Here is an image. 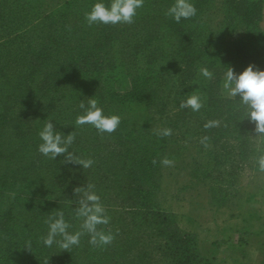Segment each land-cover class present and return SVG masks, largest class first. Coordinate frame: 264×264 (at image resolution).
<instances>
[{"label":"trees","instance_id":"1","mask_svg":"<svg viewBox=\"0 0 264 264\" xmlns=\"http://www.w3.org/2000/svg\"><path fill=\"white\" fill-rule=\"evenodd\" d=\"M36 1L0 0V25L17 26L26 20L32 22L34 14L30 11ZM97 2L108 6L111 0H70L67 4L72 7L79 4L81 9L79 12L84 14ZM190 2L197 9L196 15L190 19L182 18L179 23L165 16L166 10L174 0H144L143 7L137 9L139 15L134 17V21L137 19L140 28V45L146 48V52L142 51L146 66L143 69H136L137 74L132 79V84L126 88L124 96L130 101L144 102L148 106H165L168 94L160 97L158 94L172 92L173 107L169 110L158 108V111L164 114L163 124L165 116L169 121L168 127H162L157 131L182 127L185 141L199 145V152L205 148L201 144V139L204 136L209 137V154L204 161L198 154L190 155L189 163L185 168L193 182L191 187L206 188L210 201L218 205H226L237 195L235 185L242 169L249 168L255 174H263L264 186V173L259 171L255 161V158L264 152V143L256 137L255 125L246 118L239 96L236 99H229L222 94V79L227 69H222V73L217 74L211 61L207 64L213 67L209 70L213 73V78L208 79L205 84V99L202 101L201 109L194 112L191 108H179L183 96L187 94V75L191 73L190 59L194 57L196 51L192 37L205 32V28L199 24L203 15L215 6V0H190ZM22 6L26 8L25 11L16 15L14 12L21 10ZM62 9L61 18L65 19L70 11L66 12V6ZM222 10L224 18H236L247 28L245 37L232 44L234 52L239 55L232 53L229 56L233 62L231 68L239 74L249 64L253 65L251 55L246 52V45L251 33L258 34L255 27L262 19V0H222ZM54 21V18L50 20L44 18L36 21L37 27L24 28L23 33L35 34H30L29 39L23 42L24 46H20V50L13 55L6 57L0 48V80H3L10 71L15 73L0 84L1 88L8 87L10 90L8 97L0 100L2 102L0 131L5 125L16 129L13 130V135L17 139L14 150L18 153H20L17 151L19 148L29 143L25 140L29 134L24 133L25 129L21 125L28 110L32 108L36 111L35 114L41 117L39 119L45 117L41 106L38 110L35 108L38 99L26 103L19 94L28 92L32 96L38 95L47 86L49 77L55 79L60 72V65L54 58V53H59L62 41L55 35L57 30ZM168 48H175L177 53L175 58H180L178 62L181 67L176 70L166 67L163 63H155V59H151L154 53L164 52ZM190 51L193 53L191 54ZM10 56L17 57L18 63L21 60V66L16 68L10 65ZM235 56L236 61L232 58ZM42 62H48L49 65L46 67ZM262 62L264 63V59ZM254 70L261 69L254 68ZM35 77L39 81H36ZM3 94L0 93V98ZM47 106L51 108L53 104L47 103ZM209 121H219V126L205 129L204 125ZM144 128L141 126L137 130L138 138H142L140 145L143 144L135 154L128 156L127 161L130 166L126 165V158L122 153L116 154L117 157L124 158L121 159L123 184L115 185L117 190L121 191L120 195L116 192L115 203L119 208L116 215L110 218L109 225L98 226V229H103L105 232L111 229L115 239L110 245L101 248L90 245L88 243L90 237L87 234L81 237L79 246L71 247L68 252L61 250L55 243L52 247H46L41 242V237L46 236L48 232V226L44 221L55 211H62L66 222L71 225L68 231L76 232L72 225L73 209L77 206L70 200L71 197L64 195L60 202L50 205L36 193L37 185L32 184V179L35 183L40 177L45 189L52 190L56 186H62V192H66L68 186H65L67 183L64 182V178L68 172V163H63L64 159L61 155L52 160L34 151L33 155L29 154L24 160L19 159L21 165L12 169L11 179L6 174L7 171L0 170V264H44L48 258V264H152L154 253L167 258V260L159 259L163 264L208 262L199 258L194 235L183 230L172 213L162 211L153 202L158 187V170L161 169L159 162L164 158V145L167 139L161 138L157 131L147 135ZM30 138L33 140L32 137ZM148 144L150 148H147ZM79 150V147L76 149L69 147V151L76 156ZM9 158V155H3L1 159L9 160ZM154 159L157 161L155 165L152 163ZM9 193H15V196L12 197ZM127 213L131 217L127 218ZM27 241H31V251L24 247ZM128 247H131L128 252H133L129 261L126 257Z\"/></svg>","mask_w":264,"mask_h":264},{"label":"rangeland","instance_id":"2","mask_svg":"<svg viewBox=\"0 0 264 264\" xmlns=\"http://www.w3.org/2000/svg\"><path fill=\"white\" fill-rule=\"evenodd\" d=\"M67 2L70 0H37L30 11L34 14L32 22L26 20L17 26L0 25V48L6 57L18 52L20 46H24L23 42L29 39V35L35 34L23 33L24 28L37 27L36 21L40 19L54 18L53 23L57 30L55 35L62 41L59 53H54V58L60 65V72L56 78L49 77L47 86L38 95L32 96L28 92L19 94L22 101L26 103H32L38 99L35 108L38 110L41 106L45 117L39 119L41 117L37 116L32 108L23 117L21 125L25 129L24 133L29 134L25 138L29 143L17 150L20 153L14 150L17 139L13 135V130L16 129H12L9 125L1 129L0 152L2 153L0 156L2 158L3 155H9L10 158L9 160L0 158V170L7 171L6 174L11 179L12 169L21 165L19 159L24 160L29 154L33 155L34 151L38 152V145L42 143L38 133L42 130L45 121L50 120L54 125V131L63 135L75 132V140L70 147L74 149L79 147L80 150L76 152L77 157L90 158L94 163L87 169L68 163V172L64 178V182L67 183L65 186H68L66 192H62V186H56L52 190L45 189L40 177L35 183L32 179V184L37 185L36 193L50 205L60 202L64 195H69L70 200L78 207L76 203L78 197L73 194V189L92 183L95 185L94 191L100 197L106 214L111 218L116 215L119 208L115 203L116 192H119V195L121 192L115 185L123 184L121 159L124 158H119L116 154L122 153L128 165V156L142 148L143 143L140 145L142 138L137 136L139 133L137 130L141 126L145 127L144 131L147 135L162 127H168L169 121L165 116L163 124L164 114H161L158 108L163 107L169 110L173 107L172 92L158 94L159 97L168 94L165 106L163 104V106H148L144 102L128 100L129 98H126L124 94L137 74L136 69H143L146 66L145 59L142 57V51L146 52V48H142L139 42L140 28L137 25V19L132 24L89 26L84 14L79 12L81 10L79 4L72 7ZM63 6L67 8L66 12L70 11L65 19H62L60 14L63 12ZM25 9L23 6L21 10L15 8L14 13L20 15ZM137 15H139L138 10ZM199 25L205 28V32L192 37L196 51L194 57L190 59L191 73L187 75V94L183 96L182 101L194 94L200 95L202 101L205 99L204 90L208 79L199 74V68L213 69L207 64L209 61L214 65L217 74H221L222 69L232 67L230 54L239 55L234 52L232 44H236L237 40L245 37L247 29L236 18H224L222 0H215L214 8L203 15ZM60 29L62 30L59 31ZM255 30H258V34L251 33L246 52L251 55L250 59L255 69L260 68L264 71L262 19ZM26 35H28L26 38H22ZM190 53L192 54L193 51ZM176 54L175 48H168L164 52L154 53L151 59H155V63H163L166 67L176 70L180 65L178 62L180 58H175ZM232 58L234 61L237 60L236 56ZM9 59L10 65L16 68L21 66L22 61L18 63L17 57L10 56ZM42 64L46 67L49 65L48 62H42ZM159 67H161L160 64ZM14 74L12 71L8 72L4 79L0 80V84ZM29 81L32 82V80ZM0 93H4L0 100H5L10 90L8 87H0ZM89 98L98 101V107L103 110L105 116L120 117V124L115 132L101 135L92 125H75L76 117L84 114L78 106L79 103L83 100L87 104ZM77 99L80 100L76 101ZM47 103H52L53 107L50 108ZM168 103L170 104L167 105ZM1 108L2 102H0V111H2ZM171 130L172 134L166 137L164 157L174 163L172 166H164L159 162L161 169L158 170V187L153 202L162 211L172 213L178 225L194 235L199 258L208 261H204V264H264L263 174H255L249 168L242 169L235 185L237 195L233 197V200L226 205L213 203L207 195L206 188L191 187L193 182L185 168L189 163L190 155L198 154L204 161L209 154V148L199 152V145L185 141L186 138L182 133L184 128L172 127ZM147 148H150L149 144ZM61 158L64 159V156L61 155ZM126 216L131 217L129 213ZM80 223L81 221L74 216L72 226L75 231L80 230ZM129 248L131 247H128L126 251L128 261L133 253L128 252ZM159 259L167 260L166 257L154 253L152 264H163V261Z\"/></svg>","mask_w":264,"mask_h":264},{"label":"clouds","instance_id":"3","mask_svg":"<svg viewBox=\"0 0 264 264\" xmlns=\"http://www.w3.org/2000/svg\"><path fill=\"white\" fill-rule=\"evenodd\" d=\"M143 5L144 0H111L108 6L97 2L90 11L84 13V17L89 26L93 24H132L137 9L142 8ZM196 12L197 9L190 0H174V3L166 10L165 16L171 17L176 23H179L182 18L194 17ZM254 68V65L249 64L241 73L236 74L231 67H228L224 73L222 94L229 99H236L239 96V101L246 112V118L255 125L256 137H259L264 143V71L254 70ZM199 74L205 79L213 78V73L206 67H200ZM78 106L84 114L76 117L74 122L76 126L92 125L98 134L103 135L115 132L120 124V117L117 115L105 116L103 110L98 107V101L94 98H89L87 104L81 100ZM202 106L201 96L196 94L190 95L179 104L180 109L191 108L194 112L199 111ZM216 126H219V121H209L205 123L204 128ZM171 134L170 128H165L158 133L161 138ZM38 136L42 143L38 145L37 150L49 159L54 160L57 156L63 155V163L80 165L84 169L91 167L94 163L90 158L82 159L69 151V147L75 140V132L63 135L54 131L52 121L46 120ZM208 141L209 137L204 136L201 139V144L207 148L209 147ZM255 161L259 171L264 173V152H261ZM152 163L155 165L157 161L154 159ZM160 163L164 166H172L174 162L164 157ZM94 189L95 185L92 183L73 189V194L78 197L76 203L79 206L75 207L73 211L75 218L81 221L79 231L74 233L68 231L71 225L66 222L62 211H55L45 219L44 223L48 226V232L46 236L41 237L44 246L52 247L55 243L61 250L67 251L73 246H79L81 237L86 234L90 237L88 243L97 248L110 245L113 242L115 235L111 229L107 232L98 229L100 225H109L110 217L106 214L100 197ZM9 195L14 197L15 193H9ZM24 247L31 251V241H27ZM48 260L49 258L44 261V264H48Z\"/></svg>","mask_w":264,"mask_h":264},{"label":"crops","instance_id":"4","mask_svg":"<svg viewBox=\"0 0 264 264\" xmlns=\"http://www.w3.org/2000/svg\"><path fill=\"white\" fill-rule=\"evenodd\" d=\"M262 22L264 23V0H262Z\"/></svg>","mask_w":264,"mask_h":264}]
</instances>
